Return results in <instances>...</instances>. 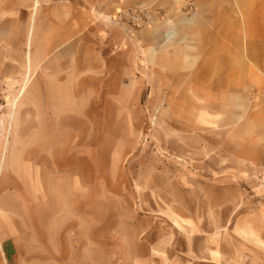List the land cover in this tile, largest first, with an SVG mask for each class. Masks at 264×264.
<instances>
[{
  "label": "rangeland",
  "instance_id": "1",
  "mask_svg": "<svg viewBox=\"0 0 264 264\" xmlns=\"http://www.w3.org/2000/svg\"><path fill=\"white\" fill-rule=\"evenodd\" d=\"M191 1L101 18L72 72L43 81L18 63L17 40L0 47V208L39 214L9 264L240 259L258 202L231 186L226 201L225 185L205 182L224 172L199 168L211 156L194 152L206 138L193 135V92L178 80L198 42L176 39L190 9L175 7Z\"/></svg>",
  "mask_w": 264,
  "mask_h": 264
},
{
  "label": "crops",
  "instance_id": "2",
  "mask_svg": "<svg viewBox=\"0 0 264 264\" xmlns=\"http://www.w3.org/2000/svg\"><path fill=\"white\" fill-rule=\"evenodd\" d=\"M13 1L10 6V0H0V47L10 48L9 41L17 40L18 63L41 81L57 67L59 73L72 72L82 43L89 39L84 32L89 25L104 23L101 18L135 10L168 11L169 2L172 6L171 0ZM74 2L80 5L75 7ZM191 3L186 9L175 7L182 12L190 9L176 39L198 42L193 54H187L193 64L178 71V80L182 78L183 88L193 92L188 102L193 105V135L206 138L194 152L211 156V163L199 168L224 172L205 182L225 185L218 190L226 201L233 199L227 196L231 186L246 201L258 202L248 214L257 224L246 226L249 239L240 242V259L229 262L224 257L209 263L264 264V0ZM190 29L193 33H188ZM218 154L227 158L218 159ZM37 215L34 210L0 208V264H9V249L19 250L36 232L32 218Z\"/></svg>",
  "mask_w": 264,
  "mask_h": 264
},
{
  "label": "bare ground",
  "instance_id": "3",
  "mask_svg": "<svg viewBox=\"0 0 264 264\" xmlns=\"http://www.w3.org/2000/svg\"><path fill=\"white\" fill-rule=\"evenodd\" d=\"M28 86H29V84H25V85L21 88V90H20L18 96L22 95L23 92L26 90V88H27ZM18 96H17V98H18ZM14 102H16V100H15ZM14 102H13V104H14ZM4 151H5V147H4V149L2 150V155H1V159H0V165H2V162H3V154H4Z\"/></svg>",
  "mask_w": 264,
  "mask_h": 264
}]
</instances>
